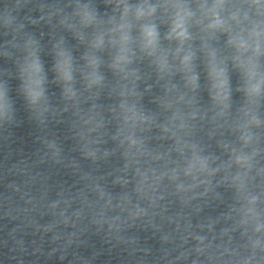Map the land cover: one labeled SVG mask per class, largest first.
Wrapping results in <instances>:
<instances>
[{
    "label": "clouds",
    "instance_id": "9594fccd",
    "mask_svg": "<svg viewBox=\"0 0 264 264\" xmlns=\"http://www.w3.org/2000/svg\"><path fill=\"white\" fill-rule=\"evenodd\" d=\"M108 5L111 11L101 15L91 0H77L75 16L79 28L69 27L86 44L82 65L76 62L63 38L53 47L54 72L63 85L64 96L69 100L77 96L74 87L77 74L88 89L103 85L105 77L100 68L104 60L100 53L105 51L110 53V69L122 81L131 80V87L128 83L122 84V97L136 95L135 81L139 77L130 66L138 56L148 57L161 79L179 73L185 86L195 90L200 79L196 71L199 53L203 56L212 99L226 110L231 96V65L239 76L238 91L243 93L247 103L240 109L234 126L241 146L225 147H230L231 162L242 170L233 182L237 191L245 194L242 207L245 223L251 225L254 233H264L260 196L246 193L248 172L253 169L260 151V138L255 129L264 127V118L258 112L260 102L264 101V0H108ZM161 16L166 18L163 34ZM88 28L93 31L85 36L83 29ZM221 37L224 38L222 47L219 46ZM197 40L199 47L195 46ZM24 48L27 54L18 65L19 91L27 103L35 107L46 99L47 73L34 37L26 39ZM120 108L126 126L135 128L154 121V117L127 99L121 102ZM13 114L9 85L0 81V123L10 121ZM173 121H179L172 135L180 143L177 132L183 131L187 124L179 109ZM164 131L170 129L165 126ZM127 140L130 146L142 144L133 135ZM185 146L192 152L186 173L208 170L209 157L202 155L195 144Z\"/></svg>",
    "mask_w": 264,
    "mask_h": 264
}]
</instances>
